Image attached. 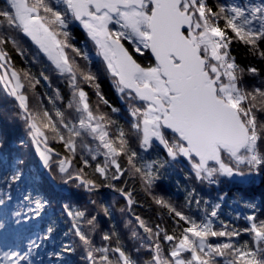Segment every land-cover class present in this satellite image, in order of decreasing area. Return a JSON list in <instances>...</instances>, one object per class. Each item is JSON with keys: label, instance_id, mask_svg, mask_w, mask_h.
<instances>
[{"label": "snow or ice", "instance_id": "snow-or-ice-1", "mask_svg": "<svg viewBox=\"0 0 264 264\" xmlns=\"http://www.w3.org/2000/svg\"><path fill=\"white\" fill-rule=\"evenodd\" d=\"M0 264H264V0H0Z\"/></svg>", "mask_w": 264, "mask_h": 264}, {"label": "trees", "instance_id": "trees-1", "mask_svg": "<svg viewBox=\"0 0 264 264\" xmlns=\"http://www.w3.org/2000/svg\"><path fill=\"white\" fill-rule=\"evenodd\" d=\"M78 39H82L83 37L82 36H78L77 37ZM30 43V42H29ZM27 46V45H26ZM236 55L238 57L239 60H241V62L243 63H246L247 61L244 59L245 57V51L244 49H238L237 52H236ZM17 65L18 66H26V65H21L20 64V61H19V58H17ZM61 87H63L61 85ZM176 180H180L181 183H183V176L182 174L180 173H177L175 176H173L171 178V180L169 181H165L164 182V185H165V188H166V191L165 190H161L160 191V194H163V195H170L173 197V200L174 202H177V203H182L183 202V193L182 192H177V189L175 187V181ZM204 191H208L207 189H205ZM215 193H213L214 195ZM17 194L15 192H13V196L15 197ZM109 198H115V197H109ZM139 199H141L143 202H145L146 204V207L145 209H140V208H137L136 211L141 214L142 216H144L145 219H148L152 222H159L157 220V216H156V209L155 207L153 206L152 210L149 211L147 210V204L150 203V200L149 201H145L144 200V197H143V194H141V196L139 197ZM225 211H228V209L226 208ZM37 220H39V218H37ZM170 223V222H169ZM244 221L241 220L239 222H237V226L238 227H243L244 226ZM46 225H42V227H45ZM52 248V244L51 242H49V250H51Z\"/></svg>", "mask_w": 264, "mask_h": 264}]
</instances>
